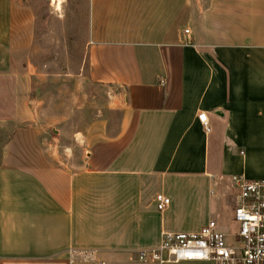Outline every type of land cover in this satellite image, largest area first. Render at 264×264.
Returning a JSON list of instances; mask_svg holds the SVG:
<instances>
[{
    "label": "crops",
    "instance_id": "0c3cea01",
    "mask_svg": "<svg viewBox=\"0 0 264 264\" xmlns=\"http://www.w3.org/2000/svg\"><path fill=\"white\" fill-rule=\"evenodd\" d=\"M80 1L91 75L117 94L80 133L75 170L34 126L2 147L0 264H144L165 232L213 220L231 235L232 178L264 179V0ZM17 8L0 0V75Z\"/></svg>",
    "mask_w": 264,
    "mask_h": 264
},
{
    "label": "rangeland",
    "instance_id": "374dc122",
    "mask_svg": "<svg viewBox=\"0 0 264 264\" xmlns=\"http://www.w3.org/2000/svg\"><path fill=\"white\" fill-rule=\"evenodd\" d=\"M22 26L12 28L11 71L0 75V152L18 128L37 127L60 166L75 170L82 161L84 133L113 103L117 90L92 77L85 3L16 0ZM219 224L231 234L235 189L227 190ZM231 216V218H229ZM228 237L227 240L231 241Z\"/></svg>",
    "mask_w": 264,
    "mask_h": 264
},
{
    "label": "built area",
    "instance_id": "2783aa9c",
    "mask_svg": "<svg viewBox=\"0 0 264 264\" xmlns=\"http://www.w3.org/2000/svg\"><path fill=\"white\" fill-rule=\"evenodd\" d=\"M188 33V31H186ZM209 130L206 113L199 115ZM237 191L233 219L239 229L225 234L216 221H210L197 233L163 234L159 247L140 251L138 261L148 263L212 262L213 264H264V179L251 181L244 176L232 178ZM160 212L170 207L164 194L156 197ZM232 238L228 241L227 238Z\"/></svg>",
    "mask_w": 264,
    "mask_h": 264
},
{
    "label": "bare ground",
    "instance_id": "6f19581e",
    "mask_svg": "<svg viewBox=\"0 0 264 264\" xmlns=\"http://www.w3.org/2000/svg\"><path fill=\"white\" fill-rule=\"evenodd\" d=\"M54 3L57 4L58 8H60L62 0H54Z\"/></svg>",
    "mask_w": 264,
    "mask_h": 264
},
{
    "label": "trees",
    "instance_id": "16d2710c",
    "mask_svg": "<svg viewBox=\"0 0 264 264\" xmlns=\"http://www.w3.org/2000/svg\"><path fill=\"white\" fill-rule=\"evenodd\" d=\"M0 159H1V152H0Z\"/></svg>",
    "mask_w": 264,
    "mask_h": 264
}]
</instances>
